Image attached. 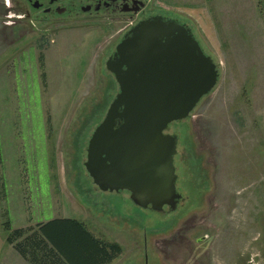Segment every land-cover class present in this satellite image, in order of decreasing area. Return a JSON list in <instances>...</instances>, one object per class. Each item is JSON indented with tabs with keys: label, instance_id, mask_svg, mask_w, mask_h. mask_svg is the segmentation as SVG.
<instances>
[{
	"label": "rangeland",
	"instance_id": "1",
	"mask_svg": "<svg viewBox=\"0 0 264 264\" xmlns=\"http://www.w3.org/2000/svg\"><path fill=\"white\" fill-rule=\"evenodd\" d=\"M15 1L0 0V264H33L13 230L65 217L122 245L110 264H264V0H141L189 25L220 72L171 124L184 200L163 215L99 190L84 166L118 92L106 61L141 14L19 20Z\"/></svg>",
	"mask_w": 264,
	"mask_h": 264
},
{
	"label": "water",
	"instance_id": "2",
	"mask_svg": "<svg viewBox=\"0 0 264 264\" xmlns=\"http://www.w3.org/2000/svg\"><path fill=\"white\" fill-rule=\"evenodd\" d=\"M106 68L118 92L89 138L84 166L99 190L127 191L136 206L172 214L184 196L171 124L216 88L218 65L189 25L157 14L129 29Z\"/></svg>",
	"mask_w": 264,
	"mask_h": 264
},
{
	"label": "trees",
	"instance_id": "3",
	"mask_svg": "<svg viewBox=\"0 0 264 264\" xmlns=\"http://www.w3.org/2000/svg\"><path fill=\"white\" fill-rule=\"evenodd\" d=\"M6 228L12 231L10 222ZM8 242L33 264H110L123 252L120 243L103 240L83 221L67 217L44 222L31 234L13 230Z\"/></svg>",
	"mask_w": 264,
	"mask_h": 264
},
{
	"label": "flooded vegetation",
	"instance_id": "4",
	"mask_svg": "<svg viewBox=\"0 0 264 264\" xmlns=\"http://www.w3.org/2000/svg\"><path fill=\"white\" fill-rule=\"evenodd\" d=\"M139 1L141 0H16L13 5V11L15 17L19 20H46L51 22L60 21L62 19L79 20L81 17L83 18L84 15L97 18V20H105L104 18L110 15L124 13L131 15L141 14L142 19L152 16H146V5L141 7ZM131 27L124 31L122 38ZM114 52L115 49L113 53ZM167 212L168 207H165L164 211L157 213L163 215Z\"/></svg>",
	"mask_w": 264,
	"mask_h": 264
},
{
	"label": "crops",
	"instance_id": "5",
	"mask_svg": "<svg viewBox=\"0 0 264 264\" xmlns=\"http://www.w3.org/2000/svg\"><path fill=\"white\" fill-rule=\"evenodd\" d=\"M259 13V10H257V13H256V15H259L260 16V13ZM77 219V218H76ZM79 220H81V219H79ZM81 221H83L84 222V220H81ZM86 224V223H85ZM87 225V224H86ZM87 227L97 236V237H99V238H102L100 235H98L97 233H95L88 225H87ZM104 239V238H103Z\"/></svg>",
	"mask_w": 264,
	"mask_h": 264
}]
</instances>
